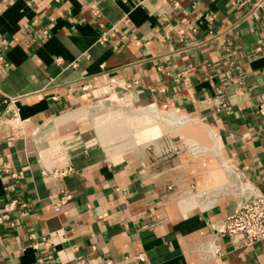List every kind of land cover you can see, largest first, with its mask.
Here are the masks:
<instances>
[{"label": "crops", "instance_id": "1", "mask_svg": "<svg viewBox=\"0 0 264 264\" xmlns=\"http://www.w3.org/2000/svg\"><path fill=\"white\" fill-rule=\"evenodd\" d=\"M257 1L0 0V163L16 172L0 168V209L22 202L0 225V264H264V242L221 235L213 251L235 201L198 195L224 180L220 155L264 192ZM4 96L19 97L8 111ZM153 102L198 122L169 118L177 151L107 142ZM102 105L118 112L92 118ZM42 162L74 170L47 180Z\"/></svg>", "mask_w": 264, "mask_h": 264}, {"label": "built area", "instance_id": "2", "mask_svg": "<svg viewBox=\"0 0 264 264\" xmlns=\"http://www.w3.org/2000/svg\"><path fill=\"white\" fill-rule=\"evenodd\" d=\"M262 2L263 0L257 1L255 6H260ZM101 39L104 40L106 38L102 36ZM4 43L7 44L6 39L4 40ZM0 59L4 60V56L0 55ZM18 98L19 97L12 96L3 97V102L6 104L7 111L9 110L10 105L18 100ZM257 111L264 126V92H262L259 97ZM132 113L135 115H144L146 118L152 120V126L157 125L161 128L162 132L157 134L154 138L162 137L166 138L168 141L167 144L162 146V152L165 155L177 151L176 145L171 140V134L174 132H183L178 129L180 122L169 124V118L174 116L185 122L194 120L188 114L182 113L178 110L161 108L154 102L135 108ZM142 126L143 125H141V127ZM141 127H139V129H141ZM192 147L196 149L197 145L193 144ZM192 147L191 150H193ZM220 157L225 173L224 180L216 186L198 193L201 197L208 196L212 205L218 202L220 196L232 197L235 201L233 212L211 224L216 236L214 241H212V248L218 255L223 253V249L219 243H217V240L221 235L228 236L235 249L253 246L256 243L264 242V192L240 166L228 162L221 155ZM0 168L3 172L8 173L11 176H16V172H12L5 164L0 163ZM73 170L74 168L71 165L58 168L48 162H42L43 176L47 180L66 176ZM68 197V195L62 196L63 202H65ZM21 203V200L14 198L10 202L4 204L0 209V225L10 224L14 226L16 224L15 219L12 216V211L19 207ZM42 240L48 251V258L56 261L51 252L52 246L46 242L47 238L43 236ZM32 246L39 248V242H33ZM109 264H112L111 260H109Z\"/></svg>", "mask_w": 264, "mask_h": 264}, {"label": "rangeland", "instance_id": "3", "mask_svg": "<svg viewBox=\"0 0 264 264\" xmlns=\"http://www.w3.org/2000/svg\"><path fill=\"white\" fill-rule=\"evenodd\" d=\"M107 111L118 112L116 108L112 109V107H108V106L105 107L104 105H102L97 107L90 116L92 118L96 116L97 119L98 116L104 115L105 113H107ZM127 119L123 121L124 122L123 130L119 131L118 133L110 131L107 134V139H108L107 142L112 143L115 137H121L122 141H126L128 143L143 142V141L151 140L152 138L157 136V134H160V132H162L161 128L158 127L157 125L152 126L153 123L152 120L146 118L144 115L141 114L135 115L132 113L131 116ZM115 122L116 121L114 120V123ZM97 124L99 130H102L101 127H103L104 124L100 125L99 122ZM116 124H118V122H116ZM116 124H110V125L107 124L108 126L106 127H110V126L113 127ZM141 125L143 126L141 127ZM139 127H141V129H139ZM105 136L106 134L104 135V137Z\"/></svg>", "mask_w": 264, "mask_h": 264}, {"label": "bare ground", "instance_id": "4", "mask_svg": "<svg viewBox=\"0 0 264 264\" xmlns=\"http://www.w3.org/2000/svg\"><path fill=\"white\" fill-rule=\"evenodd\" d=\"M171 118H174V116H171ZM175 119L182 121L180 118H177V117H175ZM183 122H185V121H183ZM190 123H198V122H196L195 120H191Z\"/></svg>", "mask_w": 264, "mask_h": 264}]
</instances>
